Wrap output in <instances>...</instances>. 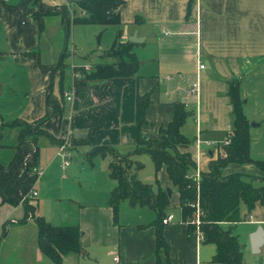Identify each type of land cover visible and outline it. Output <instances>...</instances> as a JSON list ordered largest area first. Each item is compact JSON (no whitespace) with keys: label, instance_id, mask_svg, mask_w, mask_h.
<instances>
[{"label":"crops","instance_id":"0c3cea01","mask_svg":"<svg viewBox=\"0 0 264 264\" xmlns=\"http://www.w3.org/2000/svg\"><path fill=\"white\" fill-rule=\"evenodd\" d=\"M78 1L0 0V128L15 119L28 123L40 119L50 105L48 94L59 104L32 135L39 170L32 187L37 193L33 196L34 214L54 225L79 227L83 251L63 254L62 264H112L114 253L121 264H224L212 259L214 243L203 241L196 227L189 232L164 165L154 172L155 188L170 187L173 198L166 213L171 208L177 210L171 222L161 225L167 249H157L156 214L147 206L123 199L114 220L108 205L109 194L116 186L109 175L110 151L128 154L138 137L162 139L158 129L172 120L176 102L184 104L188 112L180 131L191 140L179 144V151L189 152L197 161L201 154L204 156L202 143H222L232 130L228 82L239 80L243 104L249 97L252 102H260L258 89L264 84V0H122L117 7L119 23L110 25L111 37L105 43L98 35L108 25H85L102 27L97 31V48L102 52L116 40L129 41L128 37L136 32L142 41L132 42V51L139 66L132 75L85 84L74 79V68L99 62L102 52L95 62L81 56L83 62L73 64L68 75L62 33L67 26L62 13L55 11L66 10L72 17L75 12H68V8ZM40 4L54 10L43 13V26L34 16ZM69 49L72 51V47ZM193 83H197L196 97L189 92ZM138 95L150 99L144 110L146 123L141 126L135 116ZM260 116L263 119L264 112ZM260 125L263 127L264 122ZM19 133L18 126L5 129L0 162L12 156L13 149L8 146L17 143ZM217 143L207 150V162L216 156ZM61 144L65 151H60ZM104 147L110 151H95ZM143 154L135 155L136 166L141 165ZM67 156L69 163L62 168ZM224 172L256 174L258 169L251 163L229 164ZM46 202H55L56 209L59 207L55 216L52 203L47 208ZM20 207L21 203L11 205L0 200V264H51L38 247L37 230H33L32 246L21 240L16 257L7 260L3 256L6 254H2L1 240L8 237L11 226L36 229L31 217L21 221L24 209L21 215ZM239 212L240 221L223 225L228 230L231 225H243L242 231L234 235L242 248L243 264H255L256 253L250 250L248 234L258 225L264 229V206L257 203L248 210L241 204ZM20 251L27 257L32 251V261L29 257L19 259ZM259 252V262L264 264V243Z\"/></svg>","mask_w":264,"mask_h":264},{"label":"trees","instance_id":"16d2710c","mask_svg":"<svg viewBox=\"0 0 264 264\" xmlns=\"http://www.w3.org/2000/svg\"><path fill=\"white\" fill-rule=\"evenodd\" d=\"M121 2L122 0H79L77 3L79 13H74L71 18L66 10L56 8L55 11L62 13L66 26L69 21L82 24H118L117 7ZM112 7H115L112 9L114 11L112 15L106 14ZM38 9L34 16L40 26H43V13L54 10L44 4H40ZM132 45L130 41L116 40L101 54L102 60L93 63L90 70L81 72V78L74 79L85 84L114 76L132 75L139 66ZM75 69L77 70L76 67ZM228 86L232 104V130L228 135L229 141L218 146L216 156L209 159L205 171L199 170L198 176L192 172L197 168L195 159L189 152H181L177 148L179 144L191 143V140L180 131L188 112L184 104L178 102L174 103L172 120L165 127L158 129L163 135L162 139L138 137L134 150L123 155L114 153L106 147L96 148L95 151L100 153L110 151L112 155L109 175L116 180V186L109 194L108 205L112 208L114 220L117 218L119 202L123 199H128L132 204L147 206L156 214L154 223L157 249L161 247L167 249L161 233V220L168 209L170 196L165 188L160 186L153 188L139 180L132 172L137 163L135 155L146 153L153 161L155 171L164 165L167 176L177 192L181 217L186 222L189 232L198 226L202 240L215 244L213 261L243 264V252L237 236L231 234L222 224L241 220L239 212L241 204H245L248 210L254 208L257 203L264 206V159L252 158L250 155V123L242 109L239 80H230ZM47 100L50 105L46 113L35 122L28 123L15 119L3 123L0 128L2 146L1 139L5 129L10 126L20 127L17 143L8 146L13 149L12 156L7 162H0V200L11 205L22 204L24 217L21 221L25 222L26 218L31 217L37 230V244L41 252L52 262L51 264H62L63 254L83 251L79 227L54 225L43 216L34 214L36 204L30 193L37 177L33 167H36L38 157V149L32 135L38 131L40 123L59 107L52 94H48ZM149 101L147 95L137 96L135 116L138 126L146 123L144 110ZM242 163H251L261 173L224 172L229 164ZM196 217L199 220L198 225L192 222Z\"/></svg>","mask_w":264,"mask_h":264},{"label":"rangeland","instance_id":"374dc122","mask_svg":"<svg viewBox=\"0 0 264 264\" xmlns=\"http://www.w3.org/2000/svg\"><path fill=\"white\" fill-rule=\"evenodd\" d=\"M112 9H115V7H112L108 12H106V14L112 15V13L114 12ZM71 11L75 13H79V8L77 7V5H75L73 8H68V12H71ZM106 25H108L106 26L108 28L107 30L102 29L100 25H85L82 23H73L72 21L68 22V26L66 27V29L64 28V30L62 31L63 38H64V41H66V47H67L66 54L63 56V61L66 62L65 71L67 72L68 75H70V69L73 64L83 62V59L80 58L81 56H86L87 57L86 61L88 62H95L99 60L98 54L101 53L102 51H100L99 48H97V45H98L97 35L99 32L98 29L99 30L102 29V32L100 33V35H98V37L100 38V42L105 43V41H107V39L111 37L110 32L113 28V26H110L111 24H106ZM70 47H72L71 49L72 51H70L69 49ZM92 64L91 66H89L90 64H86L87 66H83V65L76 66L77 70L74 68L76 72V77L81 78L82 76L81 72L90 70L93 66ZM258 95L259 96H257V98L260 101V102L258 101L259 103L252 102L251 97H249L246 104L242 103V109H243L245 116L248 118L249 123H252V122L255 123L254 126H250L251 127L250 155L251 157H254V158H264V126L260 127L262 126L260 124H263L264 122V118L262 119L260 116L264 112V84L261 88L258 89ZM216 143L217 142H215V145ZM217 144L220 145L221 142ZM215 145L211 146V145L202 143L201 148H204V156L203 154H201L200 158H198V160L196 161L197 168L200 171H205L207 167V160H208L207 150L214 149ZM141 161H142L141 165L134 166L132 169V172L135 174V176L139 180L155 188V182H156L155 177H154L155 166H154L153 161L151 160L150 156L146 154L141 155ZM193 171L195 172V170ZM258 173H261V172L258 170ZM170 197L172 199L173 194ZM56 202H62V200H56ZM51 203L53 205L51 212L55 216L57 213L56 211L59 209V207L56 209V203L46 202L45 206L48 208L50 207ZM127 209L129 210L128 207ZM18 210H19L18 213L19 214L21 213L22 215L23 208L20 207ZM121 210L123 214L124 210L123 209ZM168 211L174 214H177V210H175L174 208H171V210H168ZM128 214H132V212ZM46 215L49 216L48 213ZM125 217H129V216L126 215ZM15 226L17 225L11 226L9 229L10 233L8 237L4 240H1V248L3 249L2 254H6V256L5 255L3 256L7 260L13 259V257L17 256L15 255V251L16 249H18L17 245H19V242L21 240L24 241V243H26V246H28L29 244H31L32 246V234L35 235L34 233L36 229L33 227H28L26 229H20V228H14ZM222 226L224 227L223 224ZM230 227H231L230 231L233 234H239L240 231H242L243 225L236 224V225H231ZM33 230H34V233H33ZM248 240H249V237H248ZM24 245L25 244H22V247ZM20 253L21 255L19 256V259H22L23 257H26V258L29 257V259L32 261V251L31 253H28V257L24 253V251H20ZM261 255H262V252L253 254V263L255 262V264H260L258 257H260Z\"/></svg>","mask_w":264,"mask_h":264},{"label":"built area","instance_id":"2783aa9c","mask_svg":"<svg viewBox=\"0 0 264 264\" xmlns=\"http://www.w3.org/2000/svg\"><path fill=\"white\" fill-rule=\"evenodd\" d=\"M200 66L202 67V65H200ZM189 92H190L191 94H193L194 97H196V94H197V83H193V84H192V86H191L190 89H189ZM67 99H70V96H67ZM228 141H229V138H228V136H227V138L224 139V140L222 141V143H223V144H227ZM59 149H60V151H65V149H66V148H65V145H64V144H61ZM68 163H69V157L67 156V158L64 159V161H62L61 167H62V168H65V166H67ZM33 171L38 175L39 170H38L36 167H33ZM195 175H196V176L199 175V170H198L197 168L195 169ZM30 193H31V195H33V196H36V194H37L36 191L33 190V189L31 190ZM173 217H174L173 213H171V212H169V213H165L164 216L162 217V220H161L162 224H166V223H168V222H171V221L173 220ZM192 222H194L196 225H198V223H199L198 217H196V219L193 220ZM196 229L199 230V229H198V226H196ZM199 232H200V231H199ZM263 262H264V257H263ZM112 264H121V263H120V259H119V255H118L117 253H114V255L112 256Z\"/></svg>","mask_w":264,"mask_h":264},{"label":"water","instance_id":"95a60500","mask_svg":"<svg viewBox=\"0 0 264 264\" xmlns=\"http://www.w3.org/2000/svg\"><path fill=\"white\" fill-rule=\"evenodd\" d=\"M131 42L142 41V38L136 36V32L128 37ZM255 123H250V126H254ZM211 153V152H209ZM166 193L171 195V188L165 187ZM249 245L252 253H259L261 245L264 243V229L261 225H258L252 232L249 233Z\"/></svg>","mask_w":264,"mask_h":264}]
</instances>
